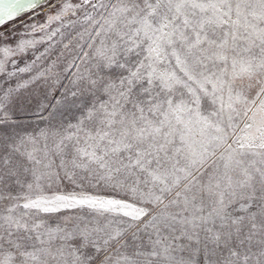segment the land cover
<instances>
[{
  "label": "snow or ice",
  "instance_id": "6c2138e0",
  "mask_svg": "<svg viewBox=\"0 0 264 264\" xmlns=\"http://www.w3.org/2000/svg\"><path fill=\"white\" fill-rule=\"evenodd\" d=\"M0 264H264V0H0Z\"/></svg>",
  "mask_w": 264,
  "mask_h": 264
}]
</instances>
